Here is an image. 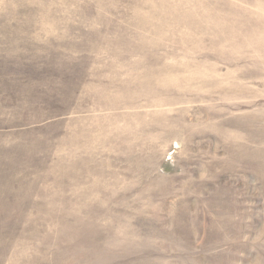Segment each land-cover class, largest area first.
Returning <instances> with one entry per match:
<instances>
[{
	"label": "rangeland",
	"instance_id": "374dc122",
	"mask_svg": "<svg viewBox=\"0 0 264 264\" xmlns=\"http://www.w3.org/2000/svg\"><path fill=\"white\" fill-rule=\"evenodd\" d=\"M0 264H264V0H0Z\"/></svg>",
	"mask_w": 264,
	"mask_h": 264
}]
</instances>
